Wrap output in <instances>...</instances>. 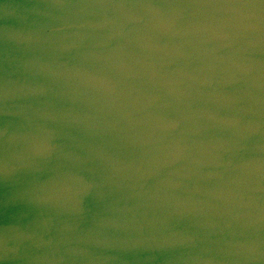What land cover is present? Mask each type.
<instances>
[{
  "label": "water",
  "instance_id": "obj_1",
  "mask_svg": "<svg viewBox=\"0 0 264 264\" xmlns=\"http://www.w3.org/2000/svg\"><path fill=\"white\" fill-rule=\"evenodd\" d=\"M0 264H264V0H0Z\"/></svg>",
  "mask_w": 264,
  "mask_h": 264
}]
</instances>
